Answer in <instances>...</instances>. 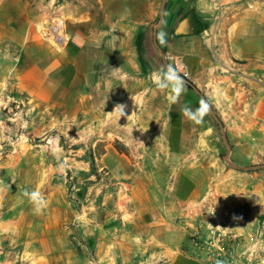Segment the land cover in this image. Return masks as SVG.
Wrapping results in <instances>:
<instances>
[{"label": "crops", "instance_id": "0c3cea01", "mask_svg": "<svg viewBox=\"0 0 264 264\" xmlns=\"http://www.w3.org/2000/svg\"><path fill=\"white\" fill-rule=\"evenodd\" d=\"M230 2L236 3L0 0V180L13 169L28 174L26 181L17 183L12 198L0 197L1 264H16L19 259L21 264H53V255L62 264H70L86 245L102 251L110 246L125 248V239L130 237L123 234L117 240L111 233L105 243L94 233L91 239L90 232L98 225L87 224L77 203L62 198L61 184H51L52 175L45 197L48 206L40 215L33 213L23 193L36 190L38 180L30 178L41 170L28 144L35 134L17 135L7 124L17 118L2 115L5 106L18 103L74 120V126L99 122L105 115L108 130L147 126L144 140L155 147V169H140V174L132 176L129 184H138L134 200H103L100 214L93 216L104 215L107 222L129 216L134 237L144 239V264L160 260L204 264L181 249L183 243L190 246L192 232L181 231L175 221L209 193L220 194V183L229 178L230 174L211 171L207 163L217 147L214 125L229 126L228 139L239 137L245 142L237 140L234 145L255 153L264 135V86L257 82L258 76L264 79V51L241 23L257 14L242 15L240 6ZM53 20L62 22L61 34H57L61 44L50 41ZM160 31L167 34L164 45L156 40ZM173 60L183 63L187 82L194 87L185 86L187 98L181 96L176 102L150 79L153 71L166 66L165 61ZM201 98L210 105L209 114L211 109H219L220 114H208L196 124L181 109L185 105L197 108ZM117 104L125 105L121 118L112 112ZM26 125L32 127L34 122L27 120ZM122 139L127 138L123 135ZM99 162H103L101 168L117 174L114 185L122 193L129 177L125 155L111 148ZM47 167L49 174L61 169L53 163ZM217 200L216 225L232 233L256 226L257 218L249 208L252 200L227 195Z\"/></svg>", "mask_w": 264, "mask_h": 264}, {"label": "rangeland", "instance_id": "374dc122", "mask_svg": "<svg viewBox=\"0 0 264 264\" xmlns=\"http://www.w3.org/2000/svg\"><path fill=\"white\" fill-rule=\"evenodd\" d=\"M230 3L240 6L242 15H245V12L257 14H250L241 23L246 27V32L257 39L258 49L264 51V2H258L253 5H248L244 2ZM231 21L233 22L235 19L233 18ZM57 22L59 20L51 22V42L57 41V34H61L60 31L56 32L53 30V25ZM57 43L61 44V42ZM165 64L176 66L184 79L188 81L186 69L182 62L173 60L165 61ZM257 82L260 87L264 86V79L260 76H258ZM181 96L187 98L184 94ZM27 109L21 103L9 104L2 110V115L4 117L17 118V121L9 120L7 123L8 127H13L17 135L29 132L30 137L32 131L35 134L33 140L28 142V144L34 150L35 164L41 168L38 173L34 174L33 178H30L33 181L38 180L35 185L36 190L46 197L47 186L52 175L51 184L55 186L61 184V189H63L62 198L64 200H72L74 204L77 203L75 205L80 208V215L84 214L83 218L87 224L98 225L96 231L90 232L91 239L95 236L94 233H98L105 243L112 238L111 233H115L113 237L117 240L123 234H125V237L126 235L131 237V240L130 237L125 239V248L110 246L107 250L104 249L102 251L95 249L93 245H86L82 250L78 251L77 256L69 261L70 264H144L143 261L146 257L145 248L142 245L144 244L142 241L144 239L134 237L132 229L128 226L129 216L125 218L118 216L113 221L107 222L104 215H101L102 217L98 219L93 214H100L101 211L99 210L103 200H134V195L138 191V184H129L132 181V176L140 174V169H155L153 166L155 147L144 140L145 134L149 131L147 126L142 129L138 126L130 128L129 125H121L115 128L111 126L110 130H108L107 115L101 118L99 122L89 121L86 124L74 126V120H67L53 113L48 115L46 111L44 114L43 110ZM218 110L211 109L212 113L210 112L211 114L209 115L217 117L220 114ZM27 120L33 121L34 125L28 128L26 125ZM12 122L13 125L9 126ZM228 127L222 123L214 125L217 147L211 152L207 163L211 171L216 170L220 176L223 173L224 176L230 174L229 178H225L220 183V194L209 193L204 200L189 206L182 216L175 221V224L179 226L181 231L191 229L192 232V229L196 224H199L200 220L207 219L210 215L215 219L216 206L214 202L218 201L217 197L220 198V196L227 195L234 200H252L253 203L249 206L251 208L250 212L257 218L256 226L250 231H245L244 233L233 232L238 236L237 238L243 240V244L250 236L261 235L260 238L264 240V135L260 136L259 151L255 153L239 145H234L237 140L240 144L245 141L240 140L239 137H237V140L230 141L226 131ZM230 127L240 128V126ZM123 135L127 139H122ZM114 136L119 137L121 140L117 141ZM111 148L118 153L124 154L127 160L125 169L129 177L125 180L128 181L129 185L127 184L125 190L122 191L125 196H122L118 186L114 185V178L118 177L117 174H110L106 168H101L105 158H103L102 163L99 162V158ZM49 163H53L54 166H60L61 169L58 172L49 174L47 167ZM14 170L7 173L0 180L4 182H0L1 199L12 198L11 194L18 189L17 183L20 180H27L26 175L28 174H17ZM4 192L6 197L3 194ZM90 202L91 204L89 205ZM84 242L87 243V240H84ZM190 246L183 243L181 249L188 255L190 252V255L194 257L191 254L193 251L192 243ZM52 260L53 264L61 263L56 255H53ZM162 262L170 264L166 260H160L154 264ZM21 263L20 259L16 262V264Z\"/></svg>", "mask_w": 264, "mask_h": 264}, {"label": "built area", "instance_id": "2783aa9c", "mask_svg": "<svg viewBox=\"0 0 264 264\" xmlns=\"http://www.w3.org/2000/svg\"><path fill=\"white\" fill-rule=\"evenodd\" d=\"M218 1V0H216ZM253 5L264 0H232ZM62 22L53 25L54 31H59ZM61 42V38L56 39ZM2 152L0 151V157ZM203 206V205H202ZM202 224V225H201ZM225 228L214 223L212 215L202 219L195 225L191 233L192 253L194 257L204 264H264V240L260 236H250L243 244V240ZM1 255V249H0ZM1 264V261H0ZM159 264H168L162 262Z\"/></svg>", "mask_w": 264, "mask_h": 264}, {"label": "clouds", "instance_id": "9594fccd", "mask_svg": "<svg viewBox=\"0 0 264 264\" xmlns=\"http://www.w3.org/2000/svg\"><path fill=\"white\" fill-rule=\"evenodd\" d=\"M166 35L167 34L163 31L156 34V40L160 45L166 44ZM150 79L157 89L171 93L170 100L172 102L178 101L179 97L186 92L185 79L181 75L179 69L173 64H168L153 71L150 74ZM124 109L125 105L117 104L112 112L118 113L121 118L125 115ZM181 111L189 120L195 122L196 124H200L203 122L204 117L209 114L210 105L206 99L201 98L197 108L193 109L185 105ZM23 195L27 197L29 202L32 204V211L35 215L42 214L44 209L48 206V201L45 196L38 190L31 192L25 190Z\"/></svg>", "mask_w": 264, "mask_h": 264}, {"label": "trees", "instance_id": "16d2710c", "mask_svg": "<svg viewBox=\"0 0 264 264\" xmlns=\"http://www.w3.org/2000/svg\"><path fill=\"white\" fill-rule=\"evenodd\" d=\"M185 86L190 89H194L193 85L189 82L185 83Z\"/></svg>", "mask_w": 264, "mask_h": 264}, {"label": "water", "instance_id": "95a60500", "mask_svg": "<svg viewBox=\"0 0 264 264\" xmlns=\"http://www.w3.org/2000/svg\"><path fill=\"white\" fill-rule=\"evenodd\" d=\"M185 82H187L186 79H185Z\"/></svg>", "mask_w": 264, "mask_h": 264}]
</instances>
